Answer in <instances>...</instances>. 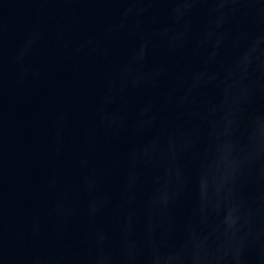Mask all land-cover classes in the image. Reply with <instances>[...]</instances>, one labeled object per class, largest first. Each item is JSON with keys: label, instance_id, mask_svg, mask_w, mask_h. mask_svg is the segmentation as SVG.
<instances>
[{"label": "clouds", "instance_id": "clouds-1", "mask_svg": "<svg viewBox=\"0 0 264 264\" xmlns=\"http://www.w3.org/2000/svg\"><path fill=\"white\" fill-rule=\"evenodd\" d=\"M88 2L102 5L101 18L119 6L104 44L93 38L77 49L101 61L103 84L90 113L74 122L60 112L53 121L52 155L63 158L69 138H78L79 175L74 184L48 175L40 199L52 218L50 250L33 251L24 264H264V109L253 107L264 96V0ZM124 38L132 48L113 63L112 42ZM40 39L32 29L11 58L17 85L29 76L27 60ZM161 47L165 60L153 64ZM184 49L192 62H167ZM4 63L0 36V84ZM173 69L177 84L152 97ZM133 92L149 98L130 121ZM129 128L141 140L122 160L95 158L101 143L121 141ZM119 168L123 179L109 190L106 177ZM76 195L84 197L79 211L88 227L71 245ZM189 198L190 215L178 223L175 209ZM108 209L116 223L96 224ZM45 230L38 209L22 236L35 245Z\"/></svg>", "mask_w": 264, "mask_h": 264}, {"label": "water", "instance_id": "water-1", "mask_svg": "<svg viewBox=\"0 0 264 264\" xmlns=\"http://www.w3.org/2000/svg\"><path fill=\"white\" fill-rule=\"evenodd\" d=\"M101 7L88 0H0V36L5 58L0 84V264H24L25 257L33 251L50 250L47 227L52 218L41 202L40 193L48 175L54 171L62 175L66 184L76 182L79 173L73 161L81 149L79 139L70 137L64 157L54 158L53 121L60 112L78 121L81 112L90 113L95 104L103 84L99 76L102 63L98 57L77 49L82 42L93 38L94 43L104 44L105 26L116 16L119 6L109 5L112 11L103 18L97 11ZM160 20L165 22L163 11ZM32 29L41 33V39L27 60L29 76L22 85H17L18 69L11 58ZM132 45L126 38L112 42L113 63L122 61ZM165 56L161 47L151 62L159 64ZM177 56L184 58L185 65L193 61L189 50L184 49L168 57L167 62L174 64ZM203 58L201 55L196 63ZM175 76L173 69L161 86L152 91V97H159L176 85ZM208 95H214V90L210 89ZM148 98L143 93L129 94L130 121L136 108ZM253 107L264 109V96L258 97ZM140 140L129 128L121 141L101 143L95 158L122 160L128 148ZM122 179L123 168L114 170L106 177V187L116 191ZM83 202L82 195L75 196L78 211L69 226L71 245H75L80 233L88 227L86 217L79 211ZM38 209L46 230L42 239L32 245L22 236V230ZM190 212L189 198L176 207L177 222L182 223ZM116 218V213L108 209L97 218L96 224L112 227Z\"/></svg>", "mask_w": 264, "mask_h": 264}]
</instances>
